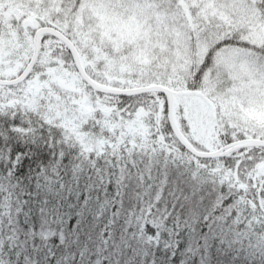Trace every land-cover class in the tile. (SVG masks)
<instances>
[{
  "label": "snow or ice",
  "instance_id": "snow-or-ice-1",
  "mask_svg": "<svg viewBox=\"0 0 264 264\" xmlns=\"http://www.w3.org/2000/svg\"><path fill=\"white\" fill-rule=\"evenodd\" d=\"M0 264H264V0H0Z\"/></svg>",
  "mask_w": 264,
  "mask_h": 264
}]
</instances>
